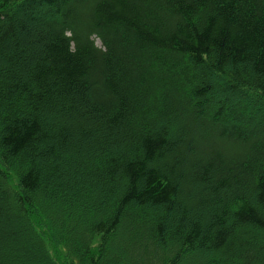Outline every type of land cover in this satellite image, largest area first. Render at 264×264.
Masks as SVG:
<instances>
[{
	"label": "trees",
	"instance_id": "16d2710c",
	"mask_svg": "<svg viewBox=\"0 0 264 264\" xmlns=\"http://www.w3.org/2000/svg\"><path fill=\"white\" fill-rule=\"evenodd\" d=\"M0 264H264V0H0Z\"/></svg>",
	"mask_w": 264,
	"mask_h": 264
}]
</instances>
